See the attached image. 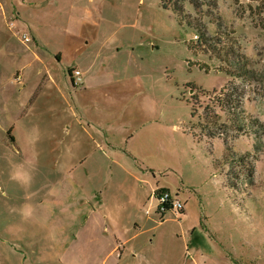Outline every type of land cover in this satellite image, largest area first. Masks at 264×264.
Instances as JSON below:
<instances>
[{"label": "rangeland", "instance_id": "obj_1", "mask_svg": "<svg viewBox=\"0 0 264 264\" xmlns=\"http://www.w3.org/2000/svg\"><path fill=\"white\" fill-rule=\"evenodd\" d=\"M175 1L0 0V264H264V81L226 71L233 50L264 76V0H181L207 40ZM230 83L263 126L235 129ZM62 173L100 191L65 250L60 209L26 207Z\"/></svg>", "mask_w": 264, "mask_h": 264}, {"label": "crops", "instance_id": "obj_2", "mask_svg": "<svg viewBox=\"0 0 264 264\" xmlns=\"http://www.w3.org/2000/svg\"><path fill=\"white\" fill-rule=\"evenodd\" d=\"M53 184L52 187L48 188V196L45 195L44 197L45 200L50 202L49 204L43 201V206L28 203L26 207L28 209L30 208L32 212H34L35 209L42 211L45 215L46 211L50 210L51 214L49 215V219H53V217L55 218V213H58L56 212V209H60L59 215H61V217L58 219L55 218L54 221L49 222V225L58 228L56 233L62 234V239H60L59 242L62 243V250H65V247H67L68 244L70 245L73 233H79L78 241L84 243L83 239L87 236H85V233H83V235L82 232L89 227L88 223L91 213H95L98 210L96 209L97 207L95 208V204L99 206L100 199L99 194H96V192L100 191H98V189L95 191L85 190L76 180L67 178L64 173H62L60 183ZM52 203H56L57 207H53L51 205ZM95 225H97L96 222L91 227L94 228ZM126 243L127 241H121L115 238V244L109 256L112 257L115 249L121 245L126 248ZM87 248H91L89 244L86 249Z\"/></svg>", "mask_w": 264, "mask_h": 264}, {"label": "trees", "instance_id": "obj_3", "mask_svg": "<svg viewBox=\"0 0 264 264\" xmlns=\"http://www.w3.org/2000/svg\"><path fill=\"white\" fill-rule=\"evenodd\" d=\"M193 6L195 7L196 11L201 15H204L205 12L203 10L204 5H208L209 9L206 10V15H211L212 17L214 16L213 9H218V1L217 0H189ZM163 6L165 8H168L167 4L163 3ZM174 11L177 13V15L180 18V21H186V23L190 26H192L194 29H197L198 35L200 39L207 40V36L209 35L208 29L205 26V23L202 22V18L196 19L193 18L190 12L185 11V7L181 3V0L175 1L174 4L171 6ZM220 23V19L218 18V25ZM190 49H192L191 45H189ZM225 49L222 48V50ZM227 52L233 53L231 55V60L229 61V64H231L234 67L233 71L231 68H227L226 71L227 73L234 77V76H239L243 77L245 81H256V80H262L264 81V76L261 77V74L255 70L254 68H250L251 62L249 59L241 54V53H236L233 52V50H226ZM227 55H230L227 53ZM227 61V60H226ZM228 62V61H227ZM190 63V61H189ZM188 63V64H189ZM189 64V68H190ZM72 71L69 69V72ZM230 83L229 86H224L222 88V93L223 95L221 98L218 99V103L221 107L222 110H227L226 112L228 113L229 120L232 123V125L235 127L237 131H242L245 128L248 127L249 124L252 125L253 128H258L259 126H263V122H261L259 119L256 118H249L247 115L245 116L244 114V109H243V103L241 100V94L238 92V88L234 87ZM194 114L193 109H192V115ZM219 115H218V124H219ZM221 125L226 126V123H222ZM264 128V127H263ZM264 130V129H263ZM264 131H260V134H263ZM14 136H11L12 140L14 141ZM225 145L227 143L224 141ZM234 154L233 151L230 150V153ZM231 157V156H230ZM230 176L228 175V183L231 187L235 188V184L232 180V178H229ZM160 190V189H158Z\"/></svg>", "mask_w": 264, "mask_h": 264}, {"label": "built area", "instance_id": "obj_4", "mask_svg": "<svg viewBox=\"0 0 264 264\" xmlns=\"http://www.w3.org/2000/svg\"><path fill=\"white\" fill-rule=\"evenodd\" d=\"M79 81L81 80V71L76 70L73 74ZM157 199V209L161 213H165L168 210L180 211L183 208L182 202L174 196L168 189H160L155 193Z\"/></svg>", "mask_w": 264, "mask_h": 264}]
</instances>
